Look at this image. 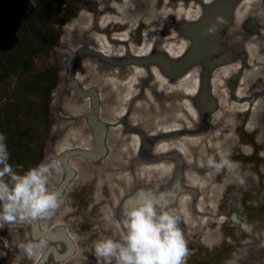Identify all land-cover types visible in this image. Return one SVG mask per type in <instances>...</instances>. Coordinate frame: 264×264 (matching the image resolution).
Segmentation results:
<instances>
[{
  "label": "bare ground",
  "instance_id": "obj_1",
  "mask_svg": "<svg viewBox=\"0 0 264 264\" xmlns=\"http://www.w3.org/2000/svg\"><path fill=\"white\" fill-rule=\"evenodd\" d=\"M132 4L121 11L123 0H99L90 5L89 17L76 18L83 24L65 27L67 44H80L94 55L83 54L85 62L74 64L77 75L67 72L82 96L71 87L54 107L69 128L61 136L64 142L53 143V154L62 166L50 189L58 188L65 202L66 190L76 185V201L86 203L78 211L80 218H91L95 211L98 216L92 217L91 229L97 230L75 233L60 220L41 223L48 245L53 235L59 240L49 245L52 253L43 255V264H97L95 242L120 237L115 207L140 190H149L158 205L180 217L189 249L211 253L224 239L225 213L219 206L229 185H242L226 171L213 176L207 161L230 153L241 166L235 156L252 153L238 134L257 131L264 111V96L246 99L249 80L262 76L264 40L256 38L264 35V0H132ZM244 24L252 35L241 32ZM212 25L215 31L210 32ZM226 35L235 43L233 51L224 42ZM196 62L201 63V72ZM208 71L210 96L218 107L210 111L208 104L207 115L201 118L193 97ZM235 77L237 86L227 89L226 79ZM90 112L95 126L81 121L80 126L88 128L91 137L77 136L70 126ZM262 137L257 131L253 139L262 144ZM257 170L259 174L243 170V186L252 182L264 187V166ZM177 171L182 181H172ZM230 194L229 204L236 209L237 193L233 189ZM66 213V208L59 212ZM240 226L247 234L241 242L252 248L253 259L249 263V254L238 247L239 253L221 264H253L254 259L257 264L264 259V216L254 219L251 231ZM256 237L263 242L252 244ZM37 261L31 259L30 264Z\"/></svg>",
  "mask_w": 264,
  "mask_h": 264
},
{
  "label": "rangeland",
  "instance_id": "obj_2",
  "mask_svg": "<svg viewBox=\"0 0 264 264\" xmlns=\"http://www.w3.org/2000/svg\"><path fill=\"white\" fill-rule=\"evenodd\" d=\"M98 1L47 0V19L42 23L40 20L30 22L28 21L29 18L26 17L24 21H15L9 29L0 34V134L6 136V144L10 153L9 162L18 173H23L42 161L58 160L53 154V143L54 141L64 142L65 140L61 139V136L67 132L69 127L67 128L62 123L60 114L54 108L55 104L59 101V96L68 94V89L71 87L75 93L82 96L80 87L75 80L69 77L67 72L70 71V75H77L79 71L74 67V64L80 61L85 62L83 57L86 55L83 56V54L94 55L88 52L86 47H81L80 44H67L64 39L69 37V33L65 27L76 22L83 24L84 20L78 21L76 18L81 14L89 17L92 12L89 8L90 5L93 3L98 5ZM23 16H26V13ZM234 29L237 30L238 28ZM139 30L136 32L138 36ZM241 32L249 35L253 33L248 29L247 24L243 25ZM227 36L224 37V42L233 51L235 43L231 37L226 38ZM263 36L259 35L256 41L264 40ZM135 42H137V39ZM88 45L93 46V43ZM203 50H200V53ZM262 50H264V46ZM261 64L260 73L262 76L249 80L246 90L248 97L246 99H257L264 96V62ZM254 66H260V64ZM90 68H92V65ZM196 68L201 72L200 62H196ZM63 75H67V77ZM206 75L207 73L204 75L203 86L199 94L193 97L201 118L207 115V110H204L208 104L211 106L210 111H215L218 107L217 99L211 97L208 93ZM225 83L228 89L232 86L236 87L238 80L236 77L234 80L227 78ZM83 98L85 99V97ZM77 102L82 103L81 100H77ZM94 103L91 100V105ZM93 116V112L88 113L86 116L80 115L77 121L70 126L73 128V132L83 138L91 137L90 130L82 128L80 121L86 126L94 127ZM258 123L259 128L257 131L263 133V140L260 141L262 144L256 143L253 139L257 135V131L250 133L248 136L242 132L238 134L242 142L250 144L251 151L249 148L248 151L252 152L251 154H237L235 156L236 160L241 162L240 175L245 168L259 174L257 168L264 166V111L259 115ZM260 151L262 152L261 155L259 154ZM60 175L61 172L54 174L50 185ZM255 186L252 182L246 186H228L219 207L220 211L225 213L223 215L225 219L221 223L224 239L211 253L204 252L199 248H195V250L188 248L189 255L185 264H221L225 260H229L235 252L239 253L238 247L242 251L241 253L249 254L247 261L251 262L253 259L250 255L253 254L251 252L252 248H246L245 246L248 243L241 242L247 237V234L242 226L238 227V225L251 226L254 219L256 221L264 216V187ZM233 189L237 193L236 203L238 208L236 209L232 207L234 204H229L231 200L230 191ZM52 191L59 193L58 188H54ZM75 191L76 185L66 190L64 204L51 219L34 220L26 224L2 223V226H0V264H30L31 259L19 250L18 244L39 238L47 240L48 234H44L39 225L41 226V223L42 225L43 223L52 225V219L66 223L68 229L75 233L82 230H97V228L91 229L92 217L96 219L98 216L95 211L91 213V218H80L81 212L78 211L83 209L85 202L76 201L78 195ZM83 191H86V189ZM63 208H71L72 210L60 215L59 212ZM100 223L99 220L98 223L96 222L99 231L101 229ZM64 231L66 230L64 229ZM237 231H240V233L237 234ZM94 236V234L91 235V237ZM50 241L52 242L50 244L55 246V243L59 240H57L56 235H53ZM261 242H263V238L256 237L252 244ZM49 245L41 251L36 264H43L47 254L52 253ZM78 245L83 246L84 244L78 243ZM254 262L253 264H256ZM257 264H264V259H259Z\"/></svg>",
  "mask_w": 264,
  "mask_h": 264
},
{
  "label": "clouds",
  "instance_id": "obj_3",
  "mask_svg": "<svg viewBox=\"0 0 264 264\" xmlns=\"http://www.w3.org/2000/svg\"><path fill=\"white\" fill-rule=\"evenodd\" d=\"M131 7H134L132 0H123L121 11ZM215 27L212 25L209 31H215ZM230 156L228 153L219 159L209 158L207 167L213 176L225 171L232 174L243 186L245 179L240 175V164ZM9 161L6 136L0 134V226L4 222L26 224L53 218L64 204L61 194L50 189L51 178L61 172V163L46 160L18 173ZM120 224L123 230L120 239L95 242L97 264H185L189 251L180 217L158 205L149 190L133 195ZM244 227L251 231L250 226ZM47 245L46 239L39 238L22 242L18 248L29 259H35Z\"/></svg>",
  "mask_w": 264,
  "mask_h": 264
},
{
  "label": "trees",
  "instance_id": "obj_4",
  "mask_svg": "<svg viewBox=\"0 0 264 264\" xmlns=\"http://www.w3.org/2000/svg\"><path fill=\"white\" fill-rule=\"evenodd\" d=\"M47 4V0H0V34L26 17L30 22L40 20L42 23L47 19Z\"/></svg>",
  "mask_w": 264,
  "mask_h": 264
},
{
  "label": "flooded vegetation",
  "instance_id": "obj_5",
  "mask_svg": "<svg viewBox=\"0 0 264 264\" xmlns=\"http://www.w3.org/2000/svg\"><path fill=\"white\" fill-rule=\"evenodd\" d=\"M193 97V96H192ZM181 167H179L178 170H180ZM179 175V172L177 171L173 176V179L172 181H182V178ZM133 197V196H132ZM132 197H128L126 198L125 200H123L120 204H118L115 208V213H116V216L118 218V226H119V230H120V237H116V236H113V237H109V238H112V239H120L122 234H123V230H122V227H121V224H120V220H121V217L123 216V213L124 211L127 209V207L129 206V198H132ZM132 199H130V203H131ZM82 202V200H81ZM125 202V203H124ZM86 204V203H85ZM123 204V205H122ZM221 205V204H220ZM124 207V208H123ZM220 207V206H219ZM121 208V209H120ZM122 211V212H121ZM221 212V211H220ZM222 213V212H221Z\"/></svg>",
  "mask_w": 264,
  "mask_h": 264
},
{
  "label": "water",
  "instance_id": "obj_6",
  "mask_svg": "<svg viewBox=\"0 0 264 264\" xmlns=\"http://www.w3.org/2000/svg\"><path fill=\"white\" fill-rule=\"evenodd\" d=\"M213 7H215L214 4H213ZM206 78H207V89H208V93L210 95V93L212 92L210 71L207 72ZM202 84L203 83H201V86H203ZM200 88H202V87H200Z\"/></svg>",
  "mask_w": 264,
  "mask_h": 264
}]
</instances>
